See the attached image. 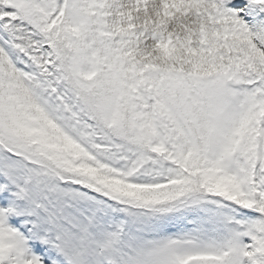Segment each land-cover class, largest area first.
Here are the masks:
<instances>
[{
  "label": "snow or ice",
  "instance_id": "obj_1",
  "mask_svg": "<svg viewBox=\"0 0 264 264\" xmlns=\"http://www.w3.org/2000/svg\"><path fill=\"white\" fill-rule=\"evenodd\" d=\"M0 264H264V0H0Z\"/></svg>",
  "mask_w": 264,
  "mask_h": 264
}]
</instances>
